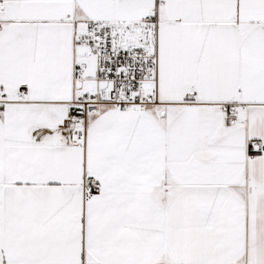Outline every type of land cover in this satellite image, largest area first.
Masks as SVG:
<instances>
[{
  "label": "snow or ice",
  "instance_id": "6c2138e0",
  "mask_svg": "<svg viewBox=\"0 0 264 264\" xmlns=\"http://www.w3.org/2000/svg\"><path fill=\"white\" fill-rule=\"evenodd\" d=\"M0 264H264V0H0Z\"/></svg>",
  "mask_w": 264,
  "mask_h": 264
}]
</instances>
